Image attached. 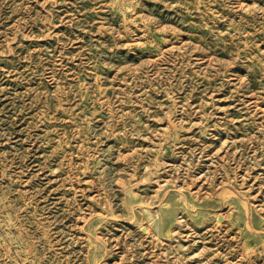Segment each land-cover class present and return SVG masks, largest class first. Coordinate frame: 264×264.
Wrapping results in <instances>:
<instances>
[{
  "label": "rangeland",
  "instance_id": "1",
  "mask_svg": "<svg viewBox=\"0 0 264 264\" xmlns=\"http://www.w3.org/2000/svg\"><path fill=\"white\" fill-rule=\"evenodd\" d=\"M0 264H264V0H0Z\"/></svg>",
  "mask_w": 264,
  "mask_h": 264
}]
</instances>
